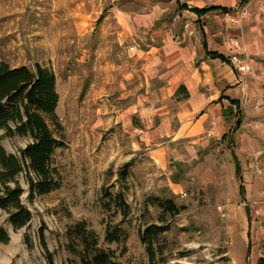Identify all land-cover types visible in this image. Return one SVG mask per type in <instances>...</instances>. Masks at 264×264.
I'll return each instance as SVG.
<instances>
[{
	"label": "rangeland",
	"instance_id": "obj_1",
	"mask_svg": "<svg viewBox=\"0 0 264 264\" xmlns=\"http://www.w3.org/2000/svg\"><path fill=\"white\" fill-rule=\"evenodd\" d=\"M109 3L0 0V62L30 70L38 64L53 72L61 129L48 123L63 144L51 163L60 175V189L32 202L26 193L21 199L32 215L28 226L14 232L0 212V225L10 236L8 244L0 245V264H46L40 231L54 264H79L66 251V231L79 221L96 233L99 245L113 251L121 264H148L139 231L161 225L162 212L152 202L156 197L172 199L184 208L173 219L165 216L169 231L160 239L163 256L158 264H253L256 254L264 256V171L258 173L252 165V173L262 179L255 183L252 179L251 189L262 193L253 195L248 190L242 198L239 182L217 150L209 160L183 166L177 173L181 190L173 193L169 180L176 173L174 168H158L149 156L154 144L142 141L138 133L144 123L136 110L149 104L143 101L146 94L138 102L145 89L143 62L133 60V50L119 41L105 18L96 25ZM257 3L264 25V0ZM250 7L238 8L228 20L242 26ZM195 36L200 37V32ZM0 134L4 149L17 156L30 142ZM19 181L26 191L23 177ZM245 181L243 177V184L249 185ZM117 194L123 195L128 206L126 218L112 202ZM257 217L263 223L254 221ZM249 220L253 231L248 230ZM107 225L122 228L125 241L106 244ZM246 232L253 240L248 248Z\"/></svg>",
	"mask_w": 264,
	"mask_h": 264
},
{
	"label": "crops",
	"instance_id": "obj_2",
	"mask_svg": "<svg viewBox=\"0 0 264 264\" xmlns=\"http://www.w3.org/2000/svg\"><path fill=\"white\" fill-rule=\"evenodd\" d=\"M108 1L96 25L105 18L119 41L133 50V60L143 62L145 89L138 102L146 94L143 101L149 104L136 110L144 123L138 133L154 144L149 156L158 168H174L169 180L173 193L181 190L177 173L183 166L209 160L220 150L243 198L252 191L251 180L262 179L252 173V165L264 171V25L256 11L258 0ZM250 4L242 26L228 20ZM233 38H240V49L233 47ZM233 57L250 71L239 72ZM259 258L256 254L253 264Z\"/></svg>",
	"mask_w": 264,
	"mask_h": 264
},
{
	"label": "trees",
	"instance_id": "obj_3",
	"mask_svg": "<svg viewBox=\"0 0 264 264\" xmlns=\"http://www.w3.org/2000/svg\"><path fill=\"white\" fill-rule=\"evenodd\" d=\"M58 94L53 72L36 64L33 70L25 66L11 68L0 62V132L5 137L27 138L30 142L19 151V155L8 153L1 144L0 134V212L7 216V223L14 232L28 226L31 212L22 203L26 193L29 202L36 197L48 195L61 187L57 169L51 166L52 158L62 142L50 129V122L56 129L61 126L56 115ZM236 165V173H239ZM23 177L24 185L19 179ZM112 202L123 218L129 213L123 195L111 197ZM152 202L162 212L159 224L146 226L139 231L140 242L145 246L148 264H158L163 251L158 249L161 237L169 231L165 216L173 219L184 209L172 199L153 198ZM66 251L77 258L79 264H121L113 251L99 245L96 233L84 221L70 226L66 231ZM126 239L125 232L118 225H107L104 234L106 244H120ZM10 241L8 231L0 225V245ZM39 242L43 249L46 264H54L53 253L46 245L42 231ZM28 249L32 244L25 239ZM257 264H264V256Z\"/></svg>",
	"mask_w": 264,
	"mask_h": 264
},
{
	"label": "built area",
	"instance_id": "obj_4",
	"mask_svg": "<svg viewBox=\"0 0 264 264\" xmlns=\"http://www.w3.org/2000/svg\"><path fill=\"white\" fill-rule=\"evenodd\" d=\"M240 39L239 38H233L232 39V45L234 48L240 49ZM232 64L237 68L239 72H248L250 71V68L242 63L241 60H239L236 57L232 58Z\"/></svg>",
	"mask_w": 264,
	"mask_h": 264
}]
</instances>
